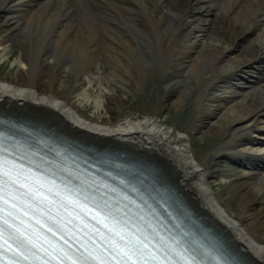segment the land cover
<instances>
[{"label": "bare ground", "instance_id": "6f19581e", "mask_svg": "<svg viewBox=\"0 0 264 264\" xmlns=\"http://www.w3.org/2000/svg\"><path fill=\"white\" fill-rule=\"evenodd\" d=\"M123 2L127 39L107 26V0H0V60L22 49L18 80L0 77V110L154 164L246 261L264 264V0ZM77 28L87 41H72ZM133 72L141 88L155 73L182 86L165 99L176 110L195 95L196 135L223 139L215 152L229 176L196 157L188 127L125 111ZM109 108L119 114L104 121ZM230 175L223 196L211 180Z\"/></svg>", "mask_w": 264, "mask_h": 264}, {"label": "rangeland", "instance_id": "374dc122", "mask_svg": "<svg viewBox=\"0 0 264 264\" xmlns=\"http://www.w3.org/2000/svg\"><path fill=\"white\" fill-rule=\"evenodd\" d=\"M110 9H108L107 14L103 13L104 16L112 19V22H109L107 26L112 28L116 33H118L122 38L127 39V31L122 28L124 23L127 22L129 11L123 0H107ZM218 9H220L219 4H217ZM110 14V15H108ZM29 15V14H27ZM9 16H13L9 14ZM77 32L74 34V38L72 41H87V38L83 36L84 33L81 28L76 29ZM18 39L21 40L20 37ZM156 46H159V41H152ZM159 48V47H158ZM21 46L16 45L14 47L13 52L4 60H0V77L5 79H13L14 81L18 80V66L15 64L16 57L21 52ZM141 55L144 56V51L141 49ZM101 68L106 75L110 72L111 58H109V54L105 52V50H101L99 57ZM134 73V78L130 79V85L128 89L130 91V95L126 99L127 106L125 108L126 112L135 113L141 116L146 114H151L157 118L165 119L168 118L170 123H175L178 127H188V135L192 139V143L194 146V151L196 157L199 159L206 160L208 166L212 167L213 165H217V170L220 175L229 176L227 170H229L230 164L224 162V160L219 159V155L215 152L218 149L219 145L223 143V139H220L219 142H213L210 140L207 133L204 136H197V114H198V104L195 102V95L192 96L186 102L185 108L183 110H176L172 105L166 104L165 99L171 95L173 97L177 96L180 91L184 88L179 87L178 83H175L171 86H167V82L162 81V79H157V74H153V76L148 79L145 85L141 88L138 86V79L136 77V73ZM219 85V84H218ZM252 86V85H251ZM70 86L69 89H71ZM217 91L216 88L211 90ZM118 95L123 97V92L121 90L118 91ZM113 106V105H112ZM87 111H92V106H85ZM111 114H119V111L116 108L102 109L99 113V116L104 119V121L110 120ZM234 176L230 175V178L223 179H212L211 184L217 191H222L223 196L228 195L225 192L226 187L229 184V180ZM235 202L232 201L231 205L234 206Z\"/></svg>", "mask_w": 264, "mask_h": 264}, {"label": "snow or ice", "instance_id": "6c2138e0", "mask_svg": "<svg viewBox=\"0 0 264 264\" xmlns=\"http://www.w3.org/2000/svg\"><path fill=\"white\" fill-rule=\"evenodd\" d=\"M130 258V257H129Z\"/></svg>", "mask_w": 264, "mask_h": 264}]
</instances>
